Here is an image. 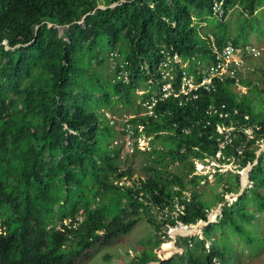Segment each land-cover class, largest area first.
I'll return each mask as SVG.
<instances>
[{
	"label": "trees",
	"instance_id": "trees-1",
	"mask_svg": "<svg viewBox=\"0 0 264 264\" xmlns=\"http://www.w3.org/2000/svg\"><path fill=\"white\" fill-rule=\"evenodd\" d=\"M212 4L0 0V264H74L91 248L128 234L139 212L154 229L167 231L207 221L220 204L215 221L202 227L204 240L186 237L187 250L176 260L161 261L153 253L163 242L156 233L129 264L227 262L229 256L214 247L209 233L228 226L240 235L256 214H264V150L257 156L264 141V69L262 86L239 78L245 93L227 79L185 105L174 98L158 101L156 117L140 105L158 95L164 52L178 55L187 63L184 69L196 73L198 62L206 66L211 60L209 35L218 45L240 46V34L231 38L224 23L231 8L249 16L264 8V0H225V12L216 19ZM110 53L128 62L127 83L112 82ZM172 66L178 82L182 64ZM221 104L229 112L225 120L208 112L210 105ZM122 111L132 114L125 117ZM127 125L133 152L144 154V177L137 179H131L129 165L122 167V144H113L126 137ZM217 125L232 128L231 142L221 150ZM142 136L148 146L140 151L136 140ZM206 159L233 162L237 171L256 160L235 201L225 196L239 192L240 174L220 168L207 199L208 176L196 173L194 164ZM123 179L129 186L118 185ZM176 204L183 214L172 218ZM67 219L71 222L64 225Z\"/></svg>",
	"mask_w": 264,
	"mask_h": 264
},
{
	"label": "rangeland",
	"instance_id": "rangeland-1",
	"mask_svg": "<svg viewBox=\"0 0 264 264\" xmlns=\"http://www.w3.org/2000/svg\"><path fill=\"white\" fill-rule=\"evenodd\" d=\"M224 23H226V25L228 26V33L231 38H234L236 35L240 34L242 36V42L246 41L247 38H249L250 41L256 43L259 42L262 44V46H258V48L261 49L259 58L252 61V64L249 63L251 69L244 75L245 77L243 76L245 80H248L253 84L262 86L263 84L261 71L264 69V8L261 9L260 12H257L255 15L249 16L246 13L242 12V10H240V7L235 6L228 11L227 16L224 18ZM235 89L238 93L246 92V87L241 85L235 86ZM131 109L132 108H130V110ZM121 113L125 117H130L129 115L132 114L131 112L127 113L124 111H122ZM246 133L250 134V130H247ZM137 141L138 146L141 149H144L145 144L148 143L147 139H145L143 136L140 137ZM260 143V149L263 148V151L264 141L261 140ZM113 144L115 146H119L122 144V160L125 159L126 163L125 165H121L122 167L129 165L132 168L133 172L131 179L144 177V172L142 170L144 163V154L142 152H133V154H130L127 148L128 144L126 143V139L121 140L119 138H116ZM217 157H219V153L217 154ZM194 164L196 173L208 176L209 186L208 188H204V191H209V193L206 195L207 199H211V193L215 191L213 188H209L212 186L213 174L215 173L216 169L220 168L219 172L231 171L233 173H240L243 170L242 169L241 171H237L238 165L233 162L228 165H220L217 162L210 161L209 159H206L204 163L195 161ZM129 183H127V186H129ZM217 191H221V189L218 188ZM231 194L235 195V193ZM227 196L228 195H226L225 197ZM233 197L235 199V196ZM214 210H216V208L212 209V211ZM164 212H166V210ZM135 217L138 221L128 234L119 236L113 241L110 240L101 247L95 246L94 248H91L90 253H86L87 256L79 257L75 260L74 264H129L134 252H140L143 248H145V244L152 240L153 236L156 233H160V237L161 239H163L162 244L173 242V235L171 234L172 230L171 232L169 231L170 228H168L166 231L164 227H161V229L157 231L156 229H154V226H152L147 221V218L143 213L139 212V214ZM128 218L131 219L132 217L129 215ZM214 221L215 219L213 220V222ZM202 227H204V225L195 227L196 230L193 232V234L188 236H180V234L176 235L175 246L182 249L181 255H183L184 251L187 250L185 244L186 237L190 239L197 236L199 237V239L204 240V235L206 233H202ZM188 228L191 229L192 227L189 226ZM226 228L227 229H225L224 232L220 231L219 229H213L209 233L210 238H212L215 243L214 247L216 249H220V252L223 253L224 257L229 256L226 259L227 262H225L224 264H264V214H256L255 221L252 224H247L245 227L247 231L243 230L240 235L237 234L232 228L228 226H226ZM174 230L175 229H173V231ZM165 231L167 232V237L163 236V233ZM162 244L153 250V253L159 260L164 258V254L162 252ZM175 246L173 254L171 255V257L169 256L170 258L173 257L174 260L177 259V255H180V251ZM205 246L208 248L210 246V243L207 242ZM129 252H131V254H129ZM107 258H109V260H107ZM181 264L185 263L182 262Z\"/></svg>",
	"mask_w": 264,
	"mask_h": 264
},
{
	"label": "built area",
	"instance_id": "built-area-1",
	"mask_svg": "<svg viewBox=\"0 0 264 264\" xmlns=\"http://www.w3.org/2000/svg\"><path fill=\"white\" fill-rule=\"evenodd\" d=\"M224 1L225 0H213L211 15L214 18H222L225 12ZM209 39L211 41V60L206 66H200L201 64L200 62H198L197 64L199 66L196 73H190L185 70L184 68L187 66V63H182L178 55H171L169 52H164V60L158 67L162 82L159 88L158 95H152L147 100L140 103L141 109L146 115L156 117V114L154 112L156 103L168 98L177 99L180 106L185 105L191 100L196 99L198 93L201 90L209 92L212 89L213 83L216 81L223 82L227 79H232L235 81V86H239V78L243 77L251 69V67L249 66L250 61L257 59L260 56V51L253 46H235L232 41H227L224 44L218 45L212 35H209ZM117 59H119L118 62L121 63L120 65H116ZM109 62L110 68L113 72L112 82L127 83V67L129 66L128 62L122 61L117 53L109 54ZM180 63L182 64L183 69L181 71L178 82H175L173 75L174 67L172 66V64ZM196 74H201V78L199 81L196 80ZM142 93L143 92H140V94ZM208 112L209 114L217 115L218 118L223 120L229 117V112L226 110L224 104H221L219 106L210 105L208 107ZM105 116L110 120L109 123L113 125V123L115 122L114 117L107 111L105 112ZM141 129L142 127L139 126V130ZM216 129L223 138L220 139L219 143V148L221 150L226 144L231 142L230 132L232 131V128L217 125ZM132 135L133 131L130 128V125H127V134L124 139H126V143L128 144L127 148L130 154L133 153V146L135 142V139L132 138ZM137 140V147L139 148ZM147 146L148 143L145 144L144 149H146ZM218 153L220 154V152ZM124 181L125 179H123L121 182H118V185H122ZM125 183L127 184L126 181ZM186 196L188 197L189 195L186 193ZM175 207V210L170 212L172 218H176L178 214H183V206L176 204ZM77 220L81 221V218L79 217L77 218ZM70 222V219H67L66 221H64V225H67Z\"/></svg>",
	"mask_w": 264,
	"mask_h": 264
},
{
	"label": "water",
	"instance_id": "water-1",
	"mask_svg": "<svg viewBox=\"0 0 264 264\" xmlns=\"http://www.w3.org/2000/svg\"><path fill=\"white\" fill-rule=\"evenodd\" d=\"M100 8H104V7H100ZM84 18H85V16L82 18V20L79 22V23H84ZM63 30H64V27H59L58 28V31H59V34H61L62 32H63ZM262 149L263 148H261V149H259L258 150V152H257V156L260 154V152L262 151ZM256 163V160L254 161V163L253 164H251V165H247L239 174H240V189H239V192L237 193V194H230V195H228L227 197H226V201H229V202H233V201H235L236 200V198L244 191V189L247 187V185H248V183H249V172H250V170L252 169V166L254 165ZM243 177H245V181H243ZM233 196H235V199H234V197ZM222 205L223 204H220V205H218L217 206V208H216V210H214V211H212V212H210L209 214H208V216H207V221H205V222H203V221H199L196 225H194V226H198V225H204V226H206V225H208V224H210V223H212L213 222V220L216 218V216H217V214L220 212V209H221V207H222ZM214 213V214H213ZM212 214H213V216H212ZM178 227H184V228H188V226H183V225H178V226H176V227H174V228H170V232H171V230H173V229H176V228H178ZM190 227H193V226H190ZM169 232V233H170ZM181 236V235H180ZM184 236H188V235H184ZM172 241H173V244H174V246H175V243H176V240H175V238H172ZM176 247V246H175ZM176 248H178V247H176ZM178 250L180 251V255H181V253H182V249H180V248H178ZM171 257V256H170ZM170 257H168V258H163V259H161V261H166V260H168V259H170ZM151 264H157V263H151Z\"/></svg>",
	"mask_w": 264,
	"mask_h": 264
},
{
	"label": "bare ground",
	"instance_id": "bare-ground-1",
	"mask_svg": "<svg viewBox=\"0 0 264 264\" xmlns=\"http://www.w3.org/2000/svg\"><path fill=\"white\" fill-rule=\"evenodd\" d=\"M243 181H245V177H243ZM213 214H212V216H213ZM200 226H202V224L195 226V227H200ZM195 227H192L191 229L190 228H184V227L177 228L174 231L172 230L171 234L173 235V238H175L176 235H178V234H180V235H191L196 230ZM174 249L175 248H174L173 242H167V243L163 244L162 245V252L164 254V258L171 256L174 252Z\"/></svg>",
	"mask_w": 264,
	"mask_h": 264
},
{
	"label": "crops",
	"instance_id": "crops-1",
	"mask_svg": "<svg viewBox=\"0 0 264 264\" xmlns=\"http://www.w3.org/2000/svg\"><path fill=\"white\" fill-rule=\"evenodd\" d=\"M261 9H263V8H261ZM261 9H258V10H256V12L254 13V15L257 13V12H260V10ZM240 10H241V8H240ZM250 37V36H249ZM241 38H242V36L240 35V46H245V45H250V46H253V47H255V48H257L259 51L261 50V49H259L258 48V46H262V44L261 43H256V42H253V41H250V39L249 38H247V40L246 41H241ZM256 43V44H255ZM257 46V47H256ZM261 52V51H260ZM259 58V57H258ZM252 61H254V60H252ZM252 61H250V64H252Z\"/></svg>",
	"mask_w": 264,
	"mask_h": 264
}]
</instances>
